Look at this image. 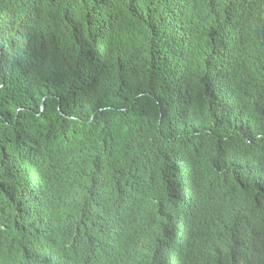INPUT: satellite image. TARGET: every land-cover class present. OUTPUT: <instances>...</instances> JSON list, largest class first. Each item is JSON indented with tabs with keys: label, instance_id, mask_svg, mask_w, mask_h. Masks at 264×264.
Listing matches in <instances>:
<instances>
[{
	"label": "trees",
	"instance_id": "1",
	"mask_svg": "<svg viewBox=\"0 0 264 264\" xmlns=\"http://www.w3.org/2000/svg\"><path fill=\"white\" fill-rule=\"evenodd\" d=\"M0 264H264V0H0Z\"/></svg>",
	"mask_w": 264,
	"mask_h": 264
},
{
	"label": "clouds",
	"instance_id": "2",
	"mask_svg": "<svg viewBox=\"0 0 264 264\" xmlns=\"http://www.w3.org/2000/svg\"><path fill=\"white\" fill-rule=\"evenodd\" d=\"M164 249H165V248L163 247V248L160 250V252H159V253H162V252L164 251Z\"/></svg>",
	"mask_w": 264,
	"mask_h": 264
},
{
	"label": "water",
	"instance_id": "3",
	"mask_svg": "<svg viewBox=\"0 0 264 264\" xmlns=\"http://www.w3.org/2000/svg\"><path fill=\"white\" fill-rule=\"evenodd\" d=\"M43 108V107H42Z\"/></svg>",
	"mask_w": 264,
	"mask_h": 264
}]
</instances>
